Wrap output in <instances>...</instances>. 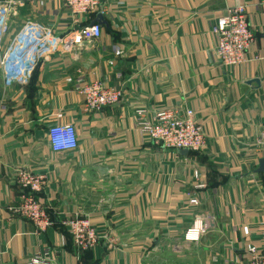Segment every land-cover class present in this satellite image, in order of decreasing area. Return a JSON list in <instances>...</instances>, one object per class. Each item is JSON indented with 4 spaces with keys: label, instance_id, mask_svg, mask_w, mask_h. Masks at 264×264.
<instances>
[{
    "label": "crops",
    "instance_id": "crops-1",
    "mask_svg": "<svg viewBox=\"0 0 264 264\" xmlns=\"http://www.w3.org/2000/svg\"><path fill=\"white\" fill-rule=\"evenodd\" d=\"M104 4L83 19L104 17L100 39L74 54L43 53L10 85L0 72V264H23L46 248L52 264H248L249 248L264 253V149L257 145L264 132V5ZM238 6L255 40L242 64L225 67L212 28ZM7 20L0 57L27 24L57 36L77 28L62 0H20ZM95 80L120 89L122 101L100 112L85 108L78 91ZM166 109L194 112L207 138L203 151L184 156L141 133L136 111L152 119ZM59 124L76 128V150L53 152L48 131ZM23 171L47 178L34 194L53 219L45 233L19 212L30 195L17 182ZM76 216L91 219L101 236L85 253L63 224ZM193 230L201 235L187 239Z\"/></svg>",
    "mask_w": 264,
    "mask_h": 264
},
{
    "label": "built area",
    "instance_id": "built-area-1",
    "mask_svg": "<svg viewBox=\"0 0 264 264\" xmlns=\"http://www.w3.org/2000/svg\"><path fill=\"white\" fill-rule=\"evenodd\" d=\"M18 1L20 0H2L0 3V42L8 32L7 11ZM62 1L70 11L76 30L65 36H57L50 29L35 24L25 25L8 51L0 57V72L5 84L10 85L24 76L39 62L45 52L60 50L62 54H74L87 42L100 39L102 27L98 24H87V19L85 24L83 19L95 11L104 9L106 0ZM260 3L264 5V0H260ZM212 33L217 37V54L225 67H237L242 64L255 40L243 6L235 7L225 16L218 18ZM78 93L83 99L85 108L94 112L116 106L124 97L120 89L109 87L100 80L87 83ZM147 114L146 110L136 111L137 125L141 133L151 142L165 150L187 149L189 152L204 150L207 138L203 126L196 120L193 111L180 113L170 109L159 110L154 113L152 119H149ZM48 138L53 152L56 153L74 151L78 146L77 130L71 124L51 127ZM257 145L264 149V132L257 139ZM195 179L198 180V174H195ZM17 182L30 192V195L24 198L19 212L39 233H45L53 225V219L34 194L45 189L47 178L44 175L23 171L18 174ZM195 187L202 189L205 186L196 183ZM191 203L196 204L197 201L193 199ZM63 224L79 253L88 252L100 244L101 236L91 219L76 216L66 219ZM187 235V239L198 238L201 231L193 230ZM248 254L250 257L248 264H264V253L249 248ZM51 257L52 251L46 248L23 264H52Z\"/></svg>",
    "mask_w": 264,
    "mask_h": 264
},
{
    "label": "water",
    "instance_id": "water-1",
    "mask_svg": "<svg viewBox=\"0 0 264 264\" xmlns=\"http://www.w3.org/2000/svg\"><path fill=\"white\" fill-rule=\"evenodd\" d=\"M105 22H106V21H105L104 17H103L101 14H99V15L96 17V20H95L92 24L105 25V24H106ZM89 43H90V42H89ZM180 153H181L182 155H184V156H187L188 153H189V151H188L187 149H185V150H180ZM262 163L264 164V161H263ZM261 170H264V167H262Z\"/></svg>",
    "mask_w": 264,
    "mask_h": 264
}]
</instances>
